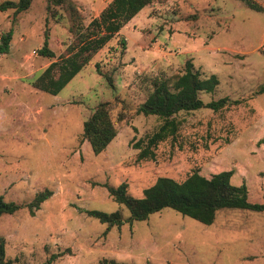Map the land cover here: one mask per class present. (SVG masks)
Wrapping results in <instances>:
<instances>
[{"label":"rangeland","instance_id":"374dc122","mask_svg":"<svg viewBox=\"0 0 264 264\" xmlns=\"http://www.w3.org/2000/svg\"><path fill=\"white\" fill-rule=\"evenodd\" d=\"M73 1L86 25L110 0ZM69 26L65 10L47 9L46 0L16 15L0 11V36L12 31L0 54V196L21 205L0 217L5 264H264V211L224 208L203 224L166 207L130 223L108 191L124 182L141 197L159 176L232 170L231 183L264 203V11L245 0H156L57 94L41 91L32 82L67 55ZM45 40L53 57L39 52ZM187 61L219 80L200 99L228 102L178 112L176 134L142 158L137 144L163 120L135 109L155 79L182 72ZM102 101L115 119L129 118L116 119V136L95 154L83 122ZM45 189L51 195L31 214L28 203ZM87 210H118L123 223L106 230Z\"/></svg>","mask_w":264,"mask_h":264},{"label":"trees","instance_id":"16d2710c","mask_svg":"<svg viewBox=\"0 0 264 264\" xmlns=\"http://www.w3.org/2000/svg\"><path fill=\"white\" fill-rule=\"evenodd\" d=\"M46 1L47 9L50 10L57 6L67 13L73 42L67 47V55H62L59 60L51 62L32 82V85L41 91L57 94L89 63L95 53L119 34L126 23L141 9L156 0H110L86 25H83L81 14L73 0ZM245 1L248 6L264 11L261 5L251 0ZM31 2L32 0H5L0 2V11L13 9L16 15L27 10ZM11 37V30L1 34L0 54L8 53ZM120 43L124 47L125 40L122 39ZM39 52L43 56H54L46 40ZM96 69L98 73H101L98 66ZM107 78L110 80L109 77ZM218 84L219 80L215 74L202 77L190 61L186 62L182 72L155 79L152 91L138 104L135 113L155 115L163 121L152 134L147 136L145 141L140 140L137 144L136 147L141 148L140 156L142 158L153 157V149L158 143L176 134L180 126V121L176 118L178 112H188L203 106L212 110L223 108L228 102V97L206 103L199 97L200 92H212ZM262 91L264 87L259 90V92ZM128 118L129 115L121 114L116 119L127 120ZM116 119L111 114L109 102L102 101L84 120L82 137L89 142L95 154L102 152L116 136ZM232 174V170H221L208 177L194 171L180 181L167 176H159L152 185L144 188L141 197L130 195L124 182L118 186H108V191L114 201L127 208L129 216L126 220L130 223L145 220L150 214L166 207L203 224H211L215 220L217 211L224 208L264 211V203L252 202L248 199V190L244 183L241 185L231 183ZM50 195L51 191L48 189L38 192L28 203L30 213L34 214V211L39 209L41 203ZM20 207V204L6 201L0 196V217L6 213H14ZM86 212L101 223H105L106 230L123 223L118 210L113 212L87 210ZM5 263H7L5 242L0 237V264ZM113 263V261L104 260L100 264Z\"/></svg>","mask_w":264,"mask_h":264}]
</instances>
